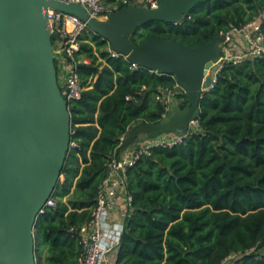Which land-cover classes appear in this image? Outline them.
Returning a JSON list of instances; mask_svg holds the SVG:
<instances>
[{
  "label": "trees",
  "instance_id": "trees-1",
  "mask_svg": "<svg viewBox=\"0 0 264 264\" xmlns=\"http://www.w3.org/2000/svg\"><path fill=\"white\" fill-rule=\"evenodd\" d=\"M262 13L264 0H200L177 23L147 22L129 40L154 36L195 47ZM76 54L89 62L76 68L80 98L68 101L70 143L51 194L56 204L34 221L35 264H76L78 230L90 219L118 137L158 122L166 110L155 95L175 86L169 74L111 56L89 29ZM175 95L188 102L184 92ZM199 108L198 126L182 142L152 145L127 169L132 212L114 264H220L238 252L227 264H264L257 256L264 243V56L225 61Z\"/></svg>",
  "mask_w": 264,
  "mask_h": 264
},
{
  "label": "water",
  "instance_id": "water-1",
  "mask_svg": "<svg viewBox=\"0 0 264 264\" xmlns=\"http://www.w3.org/2000/svg\"><path fill=\"white\" fill-rule=\"evenodd\" d=\"M200 0H161L156 8L135 3L89 18L78 4L55 0H0V264H35L33 226L60 176L70 143L68 102L57 83L48 7L74 14L109 49L140 67L174 77L187 103L167 109L156 123H140L122 148L162 133L183 134L199 115L210 69L220 61L222 37L195 47L148 36L129 37L150 21L177 23Z\"/></svg>",
  "mask_w": 264,
  "mask_h": 264
},
{
  "label": "built area",
  "instance_id": "built-area-1",
  "mask_svg": "<svg viewBox=\"0 0 264 264\" xmlns=\"http://www.w3.org/2000/svg\"><path fill=\"white\" fill-rule=\"evenodd\" d=\"M65 4H78L89 18L105 20L107 16L120 8L135 3L145 8H156L161 0H55ZM47 25L51 33H57L59 39L52 40L54 62H56L57 83L61 95L65 100H78L81 96L80 78L76 71L78 65L88 63V59L78 56L79 36L88 29L87 23L78 16L48 7L45 10ZM222 52L220 61L214 65L210 75L211 83L204 88L208 90L215 82L216 75L225 61H242L264 56V26L257 16L242 26L231 27L221 33ZM111 56L119 54L108 47ZM125 57V56H123ZM126 58V57H125ZM136 66L135 64H133ZM183 92L177 89L159 88L155 99L161 102L165 110L169 109L175 93ZM177 98V97H176ZM180 99V98H178ZM180 103V102H179ZM164 115V114H163ZM147 123V122H146ZM198 126L197 119L189 123L183 134L170 135L163 133L152 141H138L122 148L127 130L118 137L114 153L107 163V170L96 195L95 206L91 211L90 219L78 230V242L81 253L76 264H110L119 248L126 219L132 212L131 195L126 190V171L132 166L141 154H147L152 145H174L183 139ZM56 200L49 197L40 209L44 212L48 207H54ZM73 228H70L72 231ZM252 248L250 251H253ZM248 251H246L247 253ZM243 253H233L227 256L220 264H227ZM257 256L264 257V243L257 248Z\"/></svg>",
  "mask_w": 264,
  "mask_h": 264
},
{
  "label": "rangeland",
  "instance_id": "rangeland-1",
  "mask_svg": "<svg viewBox=\"0 0 264 264\" xmlns=\"http://www.w3.org/2000/svg\"><path fill=\"white\" fill-rule=\"evenodd\" d=\"M260 19H261V21H262V19H263V17H264V13H262L261 15H259L258 16ZM130 38V37H129ZM213 71H214V67H212V69H210V75L213 73ZM176 100H179L178 102H180L181 100L180 99H178V98H176L175 96H173L172 97V100H171V103H170V106L169 107H173V106H175L176 105V103H177V101ZM136 126V125H135ZM130 130V129H129ZM163 134V133H162ZM162 134H160V135H162ZM170 135H173V133H169ZM159 135V136H160Z\"/></svg>",
  "mask_w": 264,
  "mask_h": 264
},
{
  "label": "crops",
  "instance_id": "crops-1",
  "mask_svg": "<svg viewBox=\"0 0 264 264\" xmlns=\"http://www.w3.org/2000/svg\"><path fill=\"white\" fill-rule=\"evenodd\" d=\"M177 101V103L176 104H178L179 102V100H176ZM136 125V124H135ZM138 125V124H137ZM114 262H115V256L112 258V261H111V263L110 264H114Z\"/></svg>",
  "mask_w": 264,
  "mask_h": 264
}]
</instances>
